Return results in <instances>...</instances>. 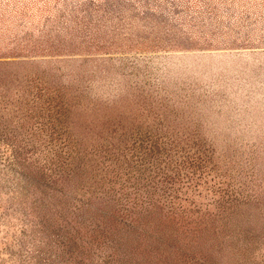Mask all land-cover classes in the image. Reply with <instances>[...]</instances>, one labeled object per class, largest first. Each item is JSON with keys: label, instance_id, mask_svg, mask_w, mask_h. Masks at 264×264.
<instances>
[{"label": "rangeland", "instance_id": "rangeland-1", "mask_svg": "<svg viewBox=\"0 0 264 264\" xmlns=\"http://www.w3.org/2000/svg\"><path fill=\"white\" fill-rule=\"evenodd\" d=\"M0 264H264V0H0Z\"/></svg>", "mask_w": 264, "mask_h": 264}]
</instances>
